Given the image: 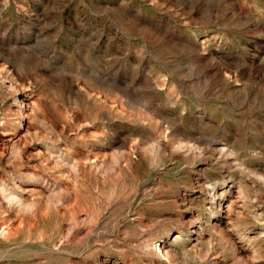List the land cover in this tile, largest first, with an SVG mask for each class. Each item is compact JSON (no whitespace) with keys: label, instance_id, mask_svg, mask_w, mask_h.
<instances>
[{"label":"rangeland","instance_id":"374dc122","mask_svg":"<svg viewBox=\"0 0 264 264\" xmlns=\"http://www.w3.org/2000/svg\"><path fill=\"white\" fill-rule=\"evenodd\" d=\"M0 264H264V0H0Z\"/></svg>","mask_w":264,"mask_h":264}]
</instances>
